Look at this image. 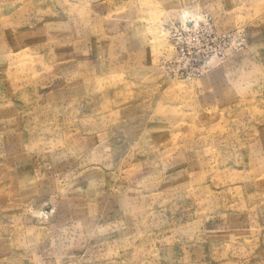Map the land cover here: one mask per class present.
Wrapping results in <instances>:
<instances>
[{"label": "rangeland", "instance_id": "obj_1", "mask_svg": "<svg viewBox=\"0 0 264 264\" xmlns=\"http://www.w3.org/2000/svg\"><path fill=\"white\" fill-rule=\"evenodd\" d=\"M0 264H264V0H0Z\"/></svg>", "mask_w": 264, "mask_h": 264}, {"label": "built area", "instance_id": "obj_2", "mask_svg": "<svg viewBox=\"0 0 264 264\" xmlns=\"http://www.w3.org/2000/svg\"><path fill=\"white\" fill-rule=\"evenodd\" d=\"M192 23V24H191ZM186 28H182L179 31L174 30L171 31L172 41H173V47L176 51L177 59L179 63H185L183 62L185 59V56L190 55V49H194V42L190 41V36H193V40L200 43L203 39L198 35L199 31L197 30V23L194 22H187ZM209 31V29H208ZM200 39H199V38ZM172 44V43H171ZM185 66V64H184ZM203 74V71L197 72V74L194 75L193 78L201 76ZM186 78H190L188 75H186Z\"/></svg>", "mask_w": 264, "mask_h": 264}, {"label": "crops", "instance_id": "obj_3", "mask_svg": "<svg viewBox=\"0 0 264 264\" xmlns=\"http://www.w3.org/2000/svg\"><path fill=\"white\" fill-rule=\"evenodd\" d=\"M17 2L21 1V0H16ZM20 22V21H19Z\"/></svg>", "mask_w": 264, "mask_h": 264}]
</instances>
